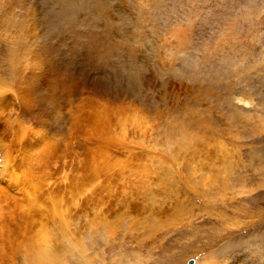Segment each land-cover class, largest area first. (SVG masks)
<instances>
[{
  "label": "rangeland",
  "instance_id": "obj_1",
  "mask_svg": "<svg viewBox=\"0 0 264 264\" xmlns=\"http://www.w3.org/2000/svg\"><path fill=\"white\" fill-rule=\"evenodd\" d=\"M93 1L96 46L55 55L64 1L0 0L6 254L70 230L120 264H264V0Z\"/></svg>",
  "mask_w": 264,
  "mask_h": 264
},
{
  "label": "bare ground",
  "instance_id": "obj_2",
  "mask_svg": "<svg viewBox=\"0 0 264 264\" xmlns=\"http://www.w3.org/2000/svg\"><path fill=\"white\" fill-rule=\"evenodd\" d=\"M64 1V3L60 2L58 6L60 7H56V13L58 14L57 16L62 17L64 18V20L62 19V22H61V27L59 28V35H60V38H63L61 41L62 43L57 45V46H50V45H47L45 44L43 49L45 51V53H49V52H54L55 55H58L60 52L63 53V51H60V50H63L61 48H63L65 46L66 43L70 42L69 44H71V41L73 43V41L76 43L77 42V39H81V37H89V40H90V43H88L89 45L91 46H96V42H94V35H88V34H83L81 35L78 34V33H75L77 30L76 27L75 29H73V24H75V21L76 20V17H78V15L80 13H83V14H87L88 11H92L91 10V7L89 6V1L90 0H62ZM92 2H95L92 0ZM90 2V3H92ZM58 3V2H57ZM75 3H78V4H75ZM91 5V4H90ZM96 5V4H95ZM93 7V6H92ZM92 15V14H91ZM89 15V17L91 16ZM73 21V22H72ZM60 22V21H59ZM79 23V22H78ZM86 23V22H85ZM81 24V22H80ZM82 25V24H81ZM86 25H89V24H85ZM80 26V25H79ZM91 27V26H90ZM82 28V27H81ZM85 29V28H84ZM79 30V29H78ZM89 30V28H88ZM92 30V28H91ZM83 31V30H81ZM92 34V33H91ZM91 36V37H90ZM53 37V36H52ZM96 37V36H95ZM58 38V37H57ZM85 38H82V39H85ZM96 39H98L96 37ZM226 39V38H225ZM224 39V40H225ZM50 40V39H49ZM60 40V39H59ZM88 40V39H87ZM181 40V39H180ZM223 40V42H224ZM229 40V39H228ZM59 41V42H61ZM81 42V40H79ZM96 41V40H95ZM98 41V40H97ZM226 41V40H225ZM86 42V41H85ZM84 42V44H85ZM106 42V40H105ZM181 42V41H180ZM229 41L225 42V43H228ZM87 43V42H86ZM98 43V42H97ZM108 43V42H106ZM112 43V42H111ZM111 43L109 42L108 45H105V43L103 42H99L100 46L99 47H93V49L96 51V56L99 60L100 63L102 64H108V59L110 58V55H111V52L114 51V47L111 45ZM58 44V43H57ZM83 44V42H82ZM83 44V45H84ZM113 44V43H112ZM115 44V43H114ZM52 45V44H51ZM68 45V44H67ZM73 45V44H72ZM71 45V46H72ZM76 46V44H74ZM73 45V46H74ZM86 45V44H85ZM121 45V44H120ZM79 46V45H78ZM81 46V45H80ZM222 46V45H221ZM68 47V46H67ZM120 47V46H119ZM118 47V48H119ZM224 47V46H223ZM121 48V47H120ZM65 49V47H64ZM99 50V51H97ZM118 50V49H117ZM116 50V51H117ZM133 50V49H132ZM65 52V50H64ZM51 53V54H52ZM53 53V54H54ZM50 54V53H49ZM61 54V53H60ZM65 54V53H64ZM54 56V55H53ZM114 57V56H112ZM54 59L56 58L55 56L53 57ZM59 59V58H57ZM62 59V58H61ZM74 59V58H73ZM68 60V59H66ZM111 60V59H110ZM62 61V60H60ZM64 61V60H63ZM68 62V61H67ZM71 63V62H69ZM122 63V62H121ZM125 64V63H124ZM122 66V65H121ZM120 67V66H119ZM127 68V67H126ZM125 69V68H123ZM123 69L121 71H123ZM119 70V69H118ZM115 73V72H114ZM123 73V72H122ZM133 73V71H132ZM135 74V73H134ZM132 75V74H131ZM133 78V77H131ZM136 78V77H135ZM129 81V80H128ZM132 85V84H131ZM3 98V97H2ZM2 101V100H1ZM4 104V103H3ZM1 113V112H0ZM14 122V121H13ZM19 125V124H18ZM21 137V136H20ZM16 149V148H15ZM5 154V153H4ZM5 157V156H3ZM2 157V158H3ZM0 161H4V160H8V159H2ZM9 161V160H8ZM7 161V162H8ZM1 163H4V162H1ZM0 163V179L1 181L5 178L4 176L7 174V164L5 162V164H1ZM7 165V166H6ZM7 178V177H6ZM10 178V177H9ZM8 179V178H7ZM9 180V179H8ZM14 181V186H15V190H18L19 191V187H18V179L17 178H13L12 179ZM10 181V180H9ZM8 183V182H7ZM1 184V183H0ZM0 191L4 192L2 190V188L0 187ZM13 207H15L12 212L14 214V222H16L18 220V213H17V210L19 208V205L17 204H14ZM2 214L0 212V220H2ZM10 215V214H9ZM4 219V218H3ZM5 221V220H4ZM18 222V221H17ZM16 222V226L18 225ZM15 226V227H16ZM15 231V230H14ZM18 231V230H17ZM3 231L0 229V264H120V262L115 258L117 252L116 251V243H111L112 245L110 246V240L108 242L109 243H104L101 238L99 240H97V243H96V239L95 241H86L84 239H79V238H73L72 236V233L71 232H74V231H70V230H65V235L62 237L61 240H58L56 242V240H54V244L56 245V247H58L59 245V249L58 251H56V249H54L53 245L51 244L52 242L49 240V241H44L45 242H41V240L43 241V239H40V242L41 243H35V252L34 253H29L30 255L29 256H23L22 255V246L19 245V243L21 242H18L17 238H18V235L16 233L13 232V234H11L12 236V243H10V246H9V250L11 255H7L6 252H5V243L3 241ZM45 236V235H44ZM104 236V235H103ZM117 236V235H116ZM17 237V238H16ZM53 237V236H52ZM45 238V237H44ZM57 238V237H56ZM7 239V238H6ZM48 239V238H47ZM54 239V238H53ZM116 240V239H115ZM114 240V241H115ZM39 241V240H38ZM53 241V240H52ZM86 241V242H85ZM107 242V241H106ZM111 242H113L111 240ZM32 243V241H31ZM119 243V241H117V244ZM109 244V245H108ZM114 244V245H113ZM126 244V243H124ZM123 245V244H122ZM12 246V248H10ZM29 246V245H28ZM119 246V245H118ZM121 246V245H120ZM126 246V245H125ZM124 246V247H125ZM7 247V246H6ZM31 247V246H30ZM55 247V248H56ZM122 247V246H121ZM8 248V247H7ZM120 248V247H119ZM128 248V247H127ZM120 250V249H119ZM118 250V251H119ZM126 250V249H124ZM123 250V251H124ZM31 251V250H30ZM7 252V253H8ZM121 252V251H120ZM116 253V254H115ZM121 253H124V252H121ZM118 254H120L118 252ZM27 255V254H25ZM126 255V253L123 254V256ZM139 256V254H138ZM137 256V257H138ZM144 256V255H143ZM126 257V256H125ZM135 257V258H137ZM122 258V257H121ZM123 260L124 257H123ZM210 261V260H209ZM208 261V262H209ZM129 262V261H128ZM138 262V260H137ZM208 262H204L203 264H212V263H208ZM218 262V261H217ZM230 262V261H229ZM255 262V261H254ZM127 263V262H126ZM193 263V262H192ZM219 264H230L228 262L226 263H222L221 261L218 262ZM199 264V263H197Z\"/></svg>",
  "mask_w": 264,
  "mask_h": 264
},
{
  "label": "water",
  "instance_id": "obj_3",
  "mask_svg": "<svg viewBox=\"0 0 264 264\" xmlns=\"http://www.w3.org/2000/svg\"><path fill=\"white\" fill-rule=\"evenodd\" d=\"M193 261H190L189 264H192Z\"/></svg>",
  "mask_w": 264,
  "mask_h": 264
}]
</instances>
